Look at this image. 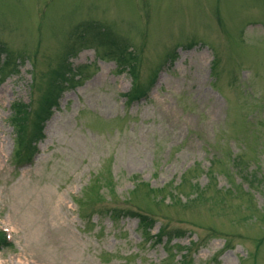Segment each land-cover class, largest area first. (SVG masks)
<instances>
[{
	"label": "rangeland",
	"instance_id": "obj_1",
	"mask_svg": "<svg viewBox=\"0 0 264 264\" xmlns=\"http://www.w3.org/2000/svg\"><path fill=\"white\" fill-rule=\"evenodd\" d=\"M59 68L33 159L12 104ZM0 231V264H264V0H0Z\"/></svg>",
	"mask_w": 264,
	"mask_h": 264
},
{
	"label": "trees",
	"instance_id": "obj_2",
	"mask_svg": "<svg viewBox=\"0 0 264 264\" xmlns=\"http://www.w3.org/2000/svg\"><path fill=\"white\" fill-rule=\"evenodd\" d=\"M113 38L111 44L113 47L117 46L114 43ZM119 57L117 62L121 67V70H127L131 72L133 81V91L128 94V98L141 100L146 98L153 90L154 82L151 81L145 85H141L136 76V58L135 53L129 46L118 47ZM3 49V48H1ZM68 68V67H67ZM66 68V69H67ZM72 71H66L64 68H59L54 72V76L51 79L48 87L39 101L38 108L34 111L30 105L24 103L23 101H16L12 104V116L11 123L14 127L16 133L17 144L23 143L27 137L28 148L33 147V156L38 151L37 143L45 138V128L47 123L52 119L55 109L58 108L60 100L67 89V85H70V75ZM34 81V80H33ZM146 88V90H144ZM29 133V134H28ZM113 216V213L111 214ZM145 222V218L143 223ZM7 243V238L5 234L0 233V247Z\"/></svg>",
	"mask_w": 264,
	"mask_h": 264
}]
</instances>
